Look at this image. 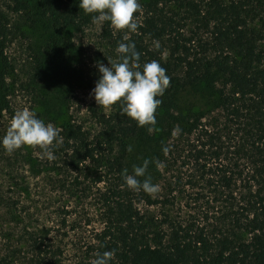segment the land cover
I'll list each match as a JSON object with an SVG mask.
<instances>
[{"label": "trees", "instance_id": "obj_1", "mask_svg": "<svg viewBox=\"0 0 264 264\" xmlns=\"http://www.w3.org/2000/svg\"><path fill=\"white\" fill-rule=\"evenodd\" d=\"M78 4H35L48 31L44 63L56 70L67 103L77 88L92 90L100 75L71 50L70 30L92 24ZM139 4V27L129 39L141 66L156 60L170 78L154 130L137 127L114 104L106 113L90 110L95 132L68 119L51 146L58 159L52 169L65 175L62 188L98 192L103 229L89 248V264L108 250L111 264H264V0ZM12 11L28 14L29 5L16 0ZM109 26L104 21L96 65L116 61L118 44L127 43L124 32L114 35ZM9 42L0 19V119L10 110ZM41 70L36 58V75ZM144 159L146 176L159 185L154 196L129 190L122 179L123 169L131 174ZM42 247L31 243L33 264H44L50 253Z\"/></svg>", "mask_w": 264, "mask_h": 264}, {"label": "rangeland", "instance_id": "obj_2", "mask_svg": "<svg viewBox=\"0 0 264 264\" xmlns=\"http://www.w3.org/2000/svg\"><path fill=\"white\" fill-rule=\"evenodd\" d=\"M15 1L0 0V19L10 30L4 55L12 68L6 80L10 110L0 119V136L14 113L23 108L56 129L72 119L95 132L90 110L106 113L109 108H99L91 90L81 87L67 103L56 70L44 63L48 31L45 20L37 15V0H17L29 5L28 14L13 12ZM103 23L69 32L73 54L78 57L81 51L89 71L98 72L93 58L103 49ZM109 28L114 35L123 32ZM36 58L41 61L39 75ZM57 160L47 159L38 147H22L12 154L0 148V264H33L37 260L30 248L33 240L48 247L50 253L44 259L38 257L44 264H89V248L103 229L98 192L94 187L85 193L80 188L70 192L62 188L65 175L52 169Z\"/></svg>", "mask_w": 264, "mask_h": 264}, {"label": "clouds", "instance_id": "obj_3", "mask_svg": "<svg viewBox=\"0 0 264 264\" xmlns=\"http://www.w3.org/2000/svg\"><path fill=\"white\" fill-rule=\"evenodd\" d=\"M79 9L91 15L92 23L109 22L110 27L125 33L123 40L115 49L118 53L116 61L109 65L97 63L99 78L95 82L90 95L93 96L99 108H110L119 104L120 113L135 121L137 127H146L148 132L156 125V109L162 103L158 98L163 96L169 86L170 78L166 70L156 60L140 64V53L134 42L129 39V33H136L138 23L135 14L140 9L138 0H79ZM158 48V42H155ZM58 130L51 124L38 118L36 113L23 108L14 113L6 132L0 136V148L12 154L22 147H38L49 160L55 159L51 151L54 141L59 143ZM167 151L166 148L162 149ZM132 151V146L127 147ZM155 163L160 167V163ZM150 161L144 159L141 165H133L132 173L125 168L122 171L124 184L131 191H143L154 196L159 191V185L153 184L151 177L146 176ZM143 177V179H139ZM114 251L97 253L91 264H111Z\"/></svg>", "mask_w": 264, "mask_h": 264}]
</instances>
